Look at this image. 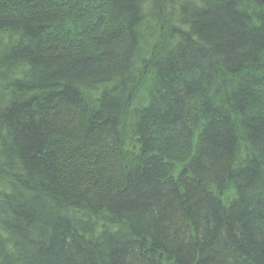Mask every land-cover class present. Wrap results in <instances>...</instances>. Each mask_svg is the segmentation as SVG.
<instances>
[{"label": "trees", "instance_id": "16d2710c", "mask_svg": "<svg viewBox=\"0 0 264 264\" xmlns=\"http://www.w3.org/2000/svg\"><path fill=\"white\" fill-rule=\"evenodd\" d=\"M0 264H264V0H0Z\"/></svg>", "mask_w": 264, "mask_h": 264}]
</instances>
